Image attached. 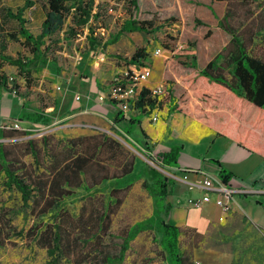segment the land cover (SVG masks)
Wrapping results in <instances>:
<instances>
[{
    "label": "rangeland",
    "instance_id": "374dc122",
    "mask_svg": "<svg viewBox=\"0 0 264 264\" xmlns=\"http://www.w3.org/2000/svg\"><path fill=\"white\" fill-rule=\"evenodd\" d=\"M133 1L136 7L133 6L131 0H94L93 12H99L102 15L104 18L102 25L105 27L103 29L102 27L94 28L100 23L92 22L90 26L94 28L95 35L100 37L102 42L108 40L127 20L130 12L135 21L153 20L154 30L123 33L119 40L104 50L90 51L86 43L89 32L86 26L77 29V34L74 37L66 36V26L72 25L69 14L61 32L45 41L50 49L47 58L51 60L47 65H34L30 75L23 79L18 76L15 67L7 64L1 66V72L7 76L8 84L19 85L14 88V91L24 99L23 104L27 108L26 114L28 113L29 116H34L37 113H41L43 116L51 114V117H46L48 121L45 124H34L27 130L18 128L12 137L0 139L3 148L7 151V159L25 165L24 176L26 183L30 186H33L32 180L36 182L49 175L52 162L67 145L66 140L77 137H94L104 134L105 137H111L119 142L125 152L122 153L123 155L113 158L102 153L96 157V161L108 166L110 172L119 174L124 161L132 162L131 172L124 177L122 191L118 194L122 198L121 205L116 213L110 216L109 228L104 234L96 230V226L93 225V216L97 210H100L99 197L117 196L110 193L112 187L118 188L112 180L94 187L91 186L94 198L89 197L91 192L87 194L80 187L72 189V195L60 202L61 206L63 205L62 209L68 213L63 217L64 222L60 225L67 227L69 241L73 242V246L67 253L66 260L62 259L59 264H98L104 255L116 256L126 231L136 222L150 217L153 211V231H143L129 243V249L124 252L121 264H166L158 243V234L161 231L157 223L159 220L172 223L170 220L171 209L167 217L164 214V204L172 202L169 197L166 200H161L156 196L153 202L143 187L147 166L155 168L166 178H172L167 177L165 168L156 163L155 155L150 159L155 165L153 166L149 164L146 153L126 143L124 136H120L113 126L102 121L101 118L99 120L97 117L86 115L79 105L83 95L81 91L87 90L92 93L93 97L98 96L97 98L105 96L106 94L100 93V88L111 84L115 77L114 75L112 79L109 78L106 69L111 63L116 64L117 62L118 65L122 64L120 71L124 70V60L139 47L146 48L149 53L148 62L150 65L155 50L159 49L167 57L164 65L172 60L173 70L177 69L182 72L184 66L179 62H187V59L181 55L173 57V52L182 48L186 50L188 44L194 42V46L197 47L194 52L196 65L198 69L202 68L211 55L216 53L227 41L228 35L216 29L217 20L226 10L230 11V24L233 27L239 25L244 27L252 22L256 27L264 26V0H224L220 3L214 0ZM23 5L24 0H0V40L5 45L4 54L29 58V51L23 46L21 37L18 36L17 41L8 39V33L17 31V24L16 21L4 15L5 9L15 11ZM44 5V0H36L35 4L23 14L27 20L25 26L33 35L40 33V23L44 19ZM169 19H174V22ZM197 19L201 21V25L196 21ZM208 30L211 33L207 38ZM240 33L242 34V30ZM249 50L252 55L264 60L262 33L255 36ZM156 74L157 70L154 68L153 75L156 77ZM63 105H68L64 111L65 115L58 117L62 114ZM160 120L163 121V118ZM5 126L9 127V123ZM157 127V124H152L149 128L158 131ZM23 131L32 134L24 135ZM43 138L47 146L43 144ZM29 139L33 140L36 145V160L27 153L30 149L27 144ZM85 143H89V141ZM168 173L173 174V172ZM83 180L88 184L93 181L90 173L83 177ZM1 181L2 174L0 172V216L3 220L0 264H46L48 257L45 248L35 244L31 235V237H19L17 232L21 231L24 234L32 225H38V227L46 223L53 225L58 219L50 217L51 213L49 212L46 215H40L42 200L37 206L33 205L31 201L28 206H23L20 194L14 189L9 190L3 187ZM37 196L33 188V197L37 198ZM7 225L12 227V230H8ZM180 233L182 234H180L179 242L186 244L185 241L189 239L190 234H185L184 231H180ZM182 236L185 239H182Z\"/></svg>",
    "mask_w": 264,
    "mask_h": 264
},
{
    "label": "trees",
    "instance_id": "16d2710c",
    "mask_svg": "<svg viewBox=\"0 0 264 264\" xmlns=\"http://www.w3.org/2000/svg\"><path fill=\"white\" fill-rule=\"evenodd\" d=\"M214 1L220 3L224 0ZM35 2L36 0H24V5L17 10H4V15L16 21L17 24V31L8 33V39L17 41L18 36L21 37L23 46L29 51L30 57H12L4 54L5 45L0 40V91L13 92L14 88L19 86L15 83L14 86L8 84L7 76L1 72L3 64L15 67L18 76L23 79L30 75L34 65H47L51 61L47 58L50 49L45 41L61 32L69 14L72 25L66 26V36L68 38L74 37L77 34V29L86 26L89 31L86 43L90 51L104 50L107 46L119 40L123 33L147 32L146 30L151 31L155 28L153 27V20L135 21L132 19L130 12L127 20L120 26L119 30L108 40L102 42L101 38L95 35L94 28H105L102 25L104 24V18L99 12H93L94 0H44V19L40 23V33L33 35L25 26L27 20L23 14ZM131 3L136 7L133 0H131ZM229 12V10H226L221 18L217 20L216 28L228 35L226 37L227 41L216 53L211 55L202 68L198 69L196 65L194 52L197 47L194 46V42L188 44L186 50L182 48L173 52V57L177 55L185 56L187 62H179L184 66L182 72L177 69L173 70L172 60L164 65L162 78L169 85L164 102L170 103V110L205 124L212 131L227 137L243 149L256 153L264 159V60L261 57L252 55L249 50L257 34L262 33L264 40V26L256 27L252 22L251 24H244V27H240V25L233 27L230 24L231 16ZM211 13L214 15L212 11ZM169 21L174 22V19H169ZM196 21L200 25L202 24L200 20L197 19ZM92 22L100 24L92 28L90 26ZM240 30H242V34ZM210 33L211 31L208 30L206 33L207 38ZM181 45L185 46L184 44ZM148 58L149 53L146 48L139 47L134 50L130 57L124 60L123 65L149 66ZM162 102L163 100L160 103L162 104ZM154 106L155 102L148 98L147 91L142 90L133 108L145 112L146 108L150 111ZM32 121L45 124L48 119L41 113H37L33 116ZM17 131V129L2 126L0 128V139L10 138ZM22 133L24 135L32 134L24 131ZM142 134L144 135V132ZM88 141L89 143H85ZM43 142L47 146L44 138ZM66 143V147L52 162L49 175L45 179H39L36 182L32 180L33 186H30L26 183V177L24 176L25 165L19 164L18 161L8 160L7 151L0 142V172L3 187L16 190L21 196L20 200L23 206H28L29 201L37 206L39 201L42 200L40 215H46L49 212L51 213L50 217L58 219L56 224L53 225H49V223L40 227L32 225L24 234L21 231L17 232L19 237H29L31 235L35 244L45 248L48 257L46 264H59L62 259L66 260L67 253L73 246V242L69 241L67 227L60 225L64 222L63 217L68 214L62 209L63 205L61 206L60 202L72 195V189L82 187L89 194L91 186L94 187L97 184L112 180L118 188L112 187L110 193L117 196L99 197L100 210H97L93 216V225L96 226V230L104 234L108 231L110 216L114 215L121 205L122 198L118 194L122 191L124 177L132 169V162L127 160L122 164L120 173L115 174V172H110L108 166L96 161V157H99L102 153L116 158L117 155H123L124 152V149L118 143L105 137L104 134L94 137H77L66 140ZM27 144L30 146L27 153L36 160L37 148L35 143L29 139ZM178 151L179 147H171L166 152L158 153L155 161L162 168L174 166ZM225 172L222 169L219 172V177L226 184L229 175ZM88 173L93 179L90 184L85 183L83 180V177H86ZM144 176L143 187L153 202L156 196L161 200H166L170 196L171 179L162 176L155 168L149 166L145 169ZM33 188L38 195L37 198L33 197ZM90 194L89 197H95L92 192ZM164 208V214L167 217L171 204L165 203ZM153 215L154 211L147 219L132 225L126 231L117 255H104L98 264H121L124 259V252L129 249V243L139 233L153 231ZM157 225L161 231L158 234V243L161 248L160 251L164 254L166 264H192L179 251L178 236L180 229L165 220H159ZM7 226L8 230H12V227ZM2 229L3 220L0 216V241L2 240Z\"/></svg>",
    "mask_w": 264,
    "mask_h": 264
},
{
    "label": "crops",
    "instance_id": "0c3cea01",
    "mask_svg": "<svg viewBox=\"0 0 264 264\" xmlns=\"http://www.w3.org/2000/svg\"><path fill=\"white\" fill-rule=\"evenodd\" d=\"M153 57L149 64L151 74L146 81L148 87L163 81L167 58L163 52ZM121 65L117 62L109 65L106 69L109 78L119 73ZM109 88L110 84L102 86L100 93L107 95ZM81 93V104H75H79L86 115L113 126L120 136H124L126 143L145 152L149 159L171 147H179L175 165L165 167V170L173 172L167 176L172 178L170 220L180 231L190 234L186 244L179 242L182 233L178 236L179 251L183 256L192 264H264V159L261 156L243 149L205 124L170 110L171 105L164 102V96L162 104L155 109L149 111L146 108L142 112L131 108L123 114L118 112L115 106L118 103L112 99L100 102L98 96L93 97L87 90ZM23 102L20 95L0 91V128L16 123L20 130H27L38 124L32 121L33 116L26 114ZM67 106L63 105L58 117L65 115ZM48 116L51 114L45 115ZM153 116H157L155 122L151 120ZM152 124H157L158 131L149 128ZM222 169L229 175L226 186L233 194L229 211L222 212L214 204V193H209L210 200L198 207L190 205V199H201L206 195L207 191L201 188L203 179L207 176L220 179ZM182 239L185 238L182 236Z\"/></svg>",
    "mask_w": 264,
    "mask_h": 264
},
{
    "label": "built area",
    "instance_id": "2783aa9c",
    "mask_svg": "<svg viewBox=\"0 0 264 264\" xmlns=\"http://www.w3.org/2000/svg\"><path fill=\"white\" fill-rule=\"evenodd\" d=\"M159 53L160 50L157 49L155 50L154 55H158ZM150 74L151 69L149 66H138L133 64L125 65L124 70L120 71L118 74L116 73L110 84L107 95L100 96L98 99L102 102L107 99L111 101V97L118 98V105L115 104V106L119 112L124 114L129 112L131 108L134 109L133 105H135L140 92L146 90L148 98L155 102V106L153 107L155 109L159 106L162 97H166L169 85L162 81L153 87H148L146 81L150 77ZM11 94L14 95L16 93L13 90ZM151 120L155 122L157 116L151 117ZM11 128L18 129L19 127L14 123ZM149 164L155 166L150 159ZM166 174L168 173L166 172ZM201 185V188L207 191L206 195L201 199H190L189 204L193 207H198L201 203L210 200L209 193H214L216 195L214 204L219 207L222 212L227 213L230 209V204L232 203L233 194L226 184L219 178H211L210 176H207L203 179Z\"/></svg>",
    "mask_w": 264,
    "mask_h": 264
},
{
    "label": "bare ground",
    "instance_id": "6f19581e",
    "mask_svg": "<svg viewBox=\"0 0 264 264\" xmlns=\"http://www.w3.org/2000/svg\"><path fill=\"white\" fill-rule=\"evenodd\" d=\"M111 99H112L113 101H115V102L118 103V98H116V97H111Z\"/></svg>",
    "mask_w": 264,
    "mask_h": 264
}]
</instances>
